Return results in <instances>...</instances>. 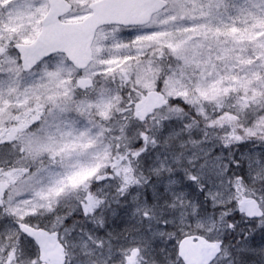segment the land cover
<instances>
[{
  "label": "snow or ice",
  "instance_id": "obj_1",
  "mask_svg": "<svg viewBox=\"0 0 264 264\" xmlns=\"http://www.w3.org/2000/svg\"><path fill=\"white\" fill-rule=\"evenodd\" d=\"M0 264H264V0H0Z\"/></svg>",
  "mask_w": 264,
  "mask_h": 264
}]
</instances>
